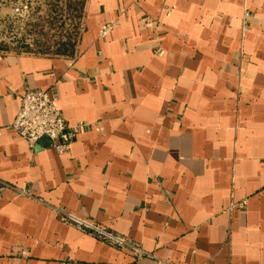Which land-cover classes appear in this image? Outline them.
Wrapping results in <instances>:
<instances>
[{"label": "crops", "instance_id": "0c3cea01", "mask_svg": "<svg viewBox=\"0 0 264 264\" xmlns=\"http://www.w3.org/2000/svg\"><path fill=\"white\" fill-rule=\"evenodd\" d=\"M82 12L72 54L0 52V264H264V0H85ZM25 89L84 125L68 152L6 129Z\"/></svg>", "mask_w": 264, "mask_h": 264}, {"label": "built area", "instance_id": "2783aa9c", "mask_svg": "<svg viewBox=\"0 0 264 264\" xmlns=\"http://www.w3.org/2000/svg\"><path fill=\"white\" fill-rule=\"evenodd\" d=\"M26 8V6H23V9ZM20 9L21 6L15 8L14 11L18 12ZM142 22L149 28L155 24L149 19H143ZM113 28V23L101 26L98 31V37L105 39ZM153 53L159 57L163 56L164 51L161 45H158ZM82 127H84L82 124L77 126H69L67 124L62 113L57 108V97L55 94L41 90L25 89L24 94L19 99L18 112L6 129L11 130L18 139L31 149L35 148L41 140H47L49 147L58 155H61L68 152L73 139ZM7 187L2 185L0 190ZM244 205L245 203L243 202L235 205V207L242 208ZM57 212L61 222L82 234L95 238L101 244L129 253L136 262L148 256L138 243L115 234L95 224L93 221L78 218L62 210Z\"/></svg>", "mask_w": 264, "mask_h": 264}, {"label": "rangeland", "instance_id": "374dc122", "mask_svg": "<svg viewBox=\"0 0 264 264\" xmlns=\"http://www.w3.org/2000/svg\"><path fill=\"white\" fill-rule=\"evenodd\" d=\"M85 0H0V52L66 55L75 50ZM21 6L18 12L14 9ZM26 6V9H23Z\"/></svg>", "mask_w": 264, "mask_h": 264}]
</instances>
